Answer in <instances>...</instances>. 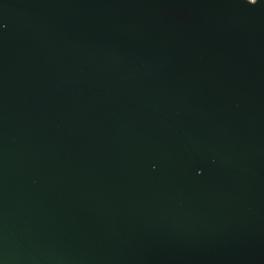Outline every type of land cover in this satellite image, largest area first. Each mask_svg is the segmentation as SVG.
<instances>
[{"label":"water","instance_id":"water-1","mask_svg":"<svg viewBox=\"0 0 264 264\" xmlns=\"http://www.w3.org/2000/svg\"><path fill=\"white\" fill-rule=\"evenodd\" d=\"M0 25V264H264V0Z\"/></svg>","mask_w":264,"mask_h":264},{"label":"snow or ice","instance_id":"snow-or-ice-1","mask_svg":"<svg viewBox=\"0 0 264 264\" xmlns=\"http://www.w3.org/2000/svg\"><path fill=\"white\" fill-rule=\"evenodd\" d=\"M246 3L249 5H254L257 3V0H246ZM0 27H2V25H0Z\"/></svg>","mask_w":264,"mask_h":264}]
</instances>
